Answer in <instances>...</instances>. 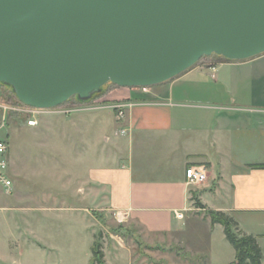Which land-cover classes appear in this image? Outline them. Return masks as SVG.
<instances>
[{
    "label": "crops",
    "instance_id": "1",
    "mask_svg": "<svg viewBox=\"0 0 264 264\" xmlns=\"http://www.w3.org/2000/svg\"><path fill=\"white\" fill-rule=\"evenodd\" d=\"M115 89L106 90V110L131 105L122 119L106 115L108 146L89 171L101 207L127 214L122 223L150 237L185 231L192 209L225 212L256 237L264 262V166H252L264 165V53L206 57L148 92L130 88L124 99ZM191 166L206 168L203 183H187Z\"/></svg>",
    "mask_w": 264,
    "mask_h": 264
},
{
    "label": "water",
    "instance_id": "2",
    "mask_svg": "<svg viewBox=\"0 0 264 264\" xmlns=\"http://www.w3.org/2000/svg\"><path fill=\"white\" fill-rule=\"evenodd\" d=\"M262 53L264 0H0V84L36 108Z\"/></svg>",
    "mask_w": 264,
    "mask_h": 264
},
{
    "label": "rangeland",
    "instance_id": "3",
    "mask_svg": "<svg viewBox=\"0 0 264 264\" xmlns=\"http://www.w3.org/2000/svg\"><path fill=\"white\" fill-rule=\"evenodd\" d=\"M108 88L119 99L132 95L131 87L109 84L90 102L72 99L40 113L36 125L11 109L0 111L13 179L11 194L0 184V264H90L94 242L106 249V264H229L233 245L197 201L185 231L150 237L104 210L102 197L91 193L90 168L108 146L106 115L118 114L115 104L106 110ZM0 101L19 104L3 84Z\"/></svg>",
    "mask_w": 264,
    "mask_h": 264
},
{
    "label": "built area",
    "instance_id": "4",
    "mask_svg": "<svg viewBox=\"0 0 264 264\" xmlns=\"http://www.w3.org/2000/svg\"><path fill=\"white\" fill-rule=\"evenodd\" d=\"M142 89L148 91L149 87H142ZM77 103L78 104L80 103L79 105H82L81 102L77 101ZM130 105L131 103L129 102H119L114 105V107L118 109L117 115L119 119L124 118L126 109L130 107ZM0 109L5 111L11 109L12 111L18 112L27 118V123L29 125H36L37 116L40 113L53 108H49V109L36 108L23 104L20 101L19 104H16L14 106L13 105L9 106L8 104H5L2 101H0ZM73 110H75V108L67 109L66 112L68 113ZM10 169H11V159L9 154V142L7 138L0 136V184L7 194H11L13 192V179L10 175ZM207 176H208L207 170L204 166H191L188 167L186 170L187 183L190 185H199L203 183L207 179ZM126 215L127 214H124L122 212L116 213L117 219L120 221H124L126 219ZM177 217H183V213L178 212Z\"/></svg>",
    "mask_w": 264,
    "mask_h": 264
},
{
    "label": "trees",
    "instance_id": "5",
    "mask_svg": "<svg viewBox=\"0 0 264 264\" xmlns=\"http://www.w3.org/2000/svg\"><path fill=\"white\" fill-rule=\"evenodd\" d=\"M252 166L263 167L264 165L253 164ZM209 215L213 224L220 223L224 227L226 238L235 249V261L231 264H264L262 252L256 237L243 234L239 230L237 221L225 212L211 210L209 211ZM104 257L105 255L100 248V244L94 242L90 264H106Z\"/></svg>",
    "mask_w": 264,
    "mask_h": 264
}]
</instances>
